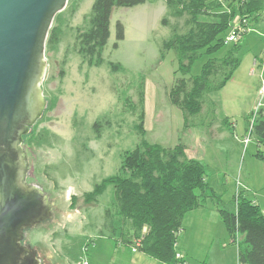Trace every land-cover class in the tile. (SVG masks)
<instances>
[{"label":"rangeland","instance_id":"1","mask_svg":"<svg viewBox=\"0 0 264 264\" xmlns=\"http://www.w3.org/2000/svg\"><path fill=\"white\" fill-rule=\"evenodd\" d=\"M231 2L223 0L222 8L215 11L230 9ZM93 3L69 0L60 12L62 38L55 48L46 46L43 90L48 104L28 135L47 129L54 138L51 144L36 146L27 136L24 148L30 165L28 181L42 185L56 200L55 217L48 225L28 230L26 242L37 249L45 264H81L65 250L74 239L88 243L85 257L91 264H157L112 236V217L106 215L112 186L94 202H87L84 196L95 183L115 174L123 151L139 141L142 78L146 139L166 146L187 144L188 156L207 164L209 176L225 184V201L233 198L239 180L246 186L245 196L264 211V161L256 156L262 148L254 138L247 148L242 144L264 97V12L258 21H248L246 33L237 41L241 44L240 59L230 79L207 95L203 112L192 118L195 125L184 130L183 112L167 95L175 81L176 56L169 50L162 58L161 51L173 34V26L186 29V16H171L167 18L169 25L163 24L168 13L163 0L114 7L104 62L89 66L75 49V37L77 28L87 26ZM119 22L124 27L121 40L117 38ZM231 45L214 56H223ZM207 59L208 55L202 54L192 65L191 74H200ZM112 64L121 67L114 70ZM104 116L110 126L98 137L93 123ZM184 223L192 228L187 254L183 253L189 264H239L238 246L217 210H191ZM182 235L177 242L180 250Z\"/></svg>","mask_w":264,"mask_h":264},{"label":"trees","instance_id":"2","mask_svg":"<svg viewBox=\"0 0 264 264\" xmlns=\"http://www.w3.org/2000/svg\"><path fill=\"white\" fill-rule=\"evenodd\" d=\"M147 1L94 0L87 26L77 28L75 37V49L84 62L90 66L104 62L103 52L110 38L114 7H131ZM165 1L168 16L163 18V24L169 25L167 18L171 16H186V29L182 31L173 26V34L164 42L161 51L162 58L169 50L176 56L178 68L167 95L170 102L182 110L186 130L195 125L192 118L203 112L207 95L221 89L239 63L241 44L238 42L231 43L223 56H214L228 44L226 33H230L237 18L258 21L264 12V0H232L230 9L222 11L215 10L222 8L223 0ZM210 17L213 19H208ZM60 24L59 13L49 32L47 46L50 48H55L62 38ZM117 38H124V27L120 22ZM117 46L118 42L115 43ZM202 54L208 55L202 72L192 75V65ZM120 67V64H112L114 70ZM60 74L63 76L64 71ZM140 95L142 123L138 127V143L123 151L115 174L103 178L95 183L92 191L84 193L86 201H96L112 186L113 197L106 209V215L112 217V236L122 244H138L140 251L164 264L179 261L178 232L183 230L185 215L197 208L215 207L238 246V263L264 264V211L256 201L245 196V184L241 182L233 198L225 201V184L209 176L207 164L188 156L187 144L179 142L166 146L148 141L144 128V78ZM261 102L254 115L251 135L262 148L256 156L264 161V97ZM107 126H110L107 116L98 118L93 123L96 136L99 137ZM27 136L36 146L51 144L54 138L47 129L33 131ZM240 236L243 237L240 239ZM87 245L83 239H74L65 250L73 261L82 263ZM183 261L188 264L184 254Z\"/></svg>","mask_w":264,"mask_h":264},{"label":"water","instance_id":"3","mask_svg":"<svg viewBox=\"0 0 264 264\" xmlns=\"http://www.w3.org/2000/svg\"><path fill=\"white\" fill-rule=\"evenodd\" d=\"M69 0H0V264H43L25 233L48 225L55 199L28 181L25 137L48 101L46 46Z\"/></svg>","mask_w":264,"mask_h":264},{"label":"built area","instance_id":"4","mask_svg":"<svg viewBox=\"0 0 264 264\" xmlns=\"http://www.w3.org/2000/svg\"><path fill=\"white\" fill-rule=\"evenodd\" d=\"M247 25H248V22L246 19L241 20V19L237 18L233 22V26L231 27L230 33L226 37V41L228 43L237 42L246 33ZM263 89H264V85H263L262 90ZM260 105H262V102L259 104V107H260ZM251 131H252V126H251L249 132L247 133V135L242 139V144L244 145V148H247L248 144L250 143V141L252 139ZM240 186H241V182L238 180L237 181V189ZM182 232H183V230H180L178 232V235H180ZM88 249H89L88 245L86 247H84V253L85 254L87 253ZM133 250L134 251L138 250V244H136L133 247ZM177 258L179 260L177 264H185V262L183 261V253L181 251H178ZM81 264H91V263H90L89 259L84 257L83 262Z\"/></svg>","mask_w":264,"mask_h":264},{"label":"crops","instance_id":"5","mask_svg":"<svg viewBox=\"0 0 264 264\" xmlns=\"http://www.w3.org/2000/svg\"><path fill=\"white\" fill-rule=\"evenodd\" d=\"M164 1V3H165V5H166V7H167V4H166V1L165 0H163ZM167 11H168V7H167ZM81 56V55H80ZM82 58V57H81ZM82 62L85 64V63H87V62H84V60H83V58H82ZM256 63H257V60L255 61ZM88 64V63H87ZM90 66V65H89ZM91 66H93V65H91ZM64 77V76H63ZM147 105H148V102H147V93H146V118H147ZM199 209H206V210H217L215 207H208V208H199ZM218 211V210H217ZM192 228H190V224L189 223H184L183 224V237H182V240H181V247H183V249L182 250H180L181 248L178 246V248H180L179 250L182 252V253H184L185 255L187 254V250H186V248L188 249V246H189V242H190V233L188 232L189 230H191ZM122 244V243H121ZM124 244V243H123ZM124 245H127V246H129L130 248H131V251L132 252H136V251H140L139 249L138 250H136V251H134L133 250V246H134V244H124ZM142 252V251H141ZM143 253V252H142ZM143 254H145V253H143ZM146 255V254H145ZM146 256H148V255H146ZM149 258H152V257H150V256H148ZM152 259H154L156 262H157V264H164L163 262H160L159 260H157V259H155V258H152ZM189 264V263H188ZM202 264H206V262H203Z\"/></svg>","mask_w":264,"mask_h":264},{"label":"flooded vegetation","instance_id":"6","mask_svg":"<svg viewBox=\"0 0 264 264\" xmlns=\"http://www.w3.org/2000/svg\"><path fill=\"white\" fill-rule=\"evenodd\" d=\"M25 241H26V240H25ZM42 261H43V259H42ZM43 264H45L44 261H43Z\"/></svg>","mask_w":264,"mask_h":264}]
</instances>
